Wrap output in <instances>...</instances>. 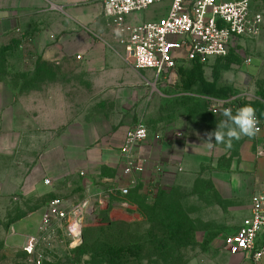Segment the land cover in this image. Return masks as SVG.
Masks as SVG:
<instances>
[{
	"label": "crops",
	"instance_id": "crops-1",
	"mask_svg": "<svg viewBox=\"0 0 264 264\" xmlns=\"http://www.w3.org/2000/svg\"><path fill=\"white\" fill-rule=\"evenodd\" d=\"M118 40L114 19L97 0H0V158L20 153L29 145L25 139L42 148L21 185L13 173L2 176L1 194L40 198L49 192L74 204L112 186L127 131L151 118L144 110L147 80ZM169 122L159 118L154 125L165 143L152 137L144 145L149 164L141 186L164 185L179 171L177 163L217 150L218 143L205 142L214 129L201 124L194 130L185 115ZM222 180L223 198L243 202L241 211L250 216L252 197L264 192V131L243 140ZM43 209L15 223L14 235L36 215L41 223ZM23 227L25 237L35 236ZM233 257L234 263L251 264Z\"/></svg>",
	"mask_w": 264,
	"mask_h": 264
},
{
	"label": "rangeland",
	"instance_id": "rangeland-1",
	"mask_svg": "<svg viewBox=\"0 0 264 264\" xmlns=\"http://www.w3.org/2000/svg\"><path fill=\"white\" fill-rule=\"evenodd\" d=\"M168 8L169 4L156 5L133 15L128 22L153 21L165 15ZM253 8L264 14V0H255ZM143 75L147 80L144 101L149 104L147 108L144 105V110L151 118L137 120L133 126L145 124L159 145L165 143L164 135L154 132L159 118L170 123V119L185 115L195 124L194 130L201 124L204 126L200 129L215 130L217 123L225 119L224 108L235 113L247 104L256 108L259 134H263L264 28L258 38L239 41L225 58L185 64L161 81L155 80L152 71H143ZM202 97L226 104L216 113L213 105ZM157 136L161 139L156 140ZM245 138L234 141L231 149L218 143L214 153L177 163L179 171L172 172L164 185L140 183L127 199L111 198V205L99 210L97 218L83 229L80 241L74 242L66 230H57L52 238L40 244L35 255L25 252L27 237L19 228L24 226L28 235L36 236L39 215L16 229V235L13 226L58 196L49 192L40 198L25 197L18 192L0 193V264H237L223 242L247 216L241 211L243 202L223 198L227 189L222 174L238 159ZM24 142L29 145L22 146L16 156L0 158V187L5 181L2 176L7 173L18 176L14 183L21 185L22 176L42 149L30 145L37 140ZM117 176L116 171L111 185Z\"/></svg>",
	"mask_w": 264,
	"mask_h": 264
},
{
	"label": "built area",
	"instance_id": "built-area-1",
	"mask_svg": "<svg viewBox=\"0 0 264 264\" xmlns=\"http://www.w3.org/2000/svg\"><path fill=\"white\" fill-rule=\"evenodd\" d=\"M97 1L104 6L106 15L114 19L127 61L136 71L154 72L156 81L175 74L185 64L225 58L239 41L258 38L264 28V14L253 8L255 0ZM162 4H169V8L160 18L128 22L133 15ZM202 98L213 105L216 113L226 104L211 97ZM151 138L149 128L141 122L130 128L119 148L115 184L94 199L74 204L63 198L51 200L43 209L38 234L27 237L25 252L35 255L40 244L61 229L74 242L80 241L83 229L97 218L99 210L111 205V198L127 199L146 173L149 159L143 148ZM158 169L162 172L161 167ZM45 183L51 185L50 180ZM223 244L231 256H242L251 264H264V192L252 197L250 216L225 237Z\"/></svg>",
	"mask_w": 264,
	"mask_h": 264
},
{
	"label": "clouds",
	"instance_id": "clouds-1",
	"mask_svg": "<svg viewBox=\"0 0 264 264\" xmlns=\"http://www.w3.org/2000/svg\"><path fill=\"white\" fill-rule=\"evenodd\" d=\"M222 116L225 119L217 123L216 129L206 133L205 142L210 147L213 143H222L231 149L234 141H239L243 137L254 138L260 131L257 110L251 104L239 107L235 113L231 108H224Z\"/></svg>",
	"mask_w": 264,
	"mask_h": 264
},
{
	"label": "trees",
	"instance_id": "trees-1",
	"mask_svg": "<svg viewBox=\"0 0 264 264\" xmlns=\"http://www.w3.org/2000/svg\"><path fill=\"white\" fill-rule=\"evenodd\" d=\"M22 218H23V217H22ZM22 218H21V219H22ZM172 229H175V227H174V226H172ZM170 230H171V229H170Z\"/></svg>",
	"mask_w": 264,
	"mask_h": 264
}]
</instances>
